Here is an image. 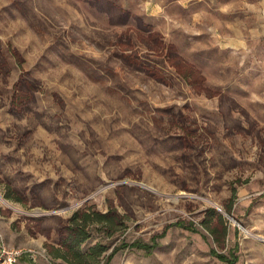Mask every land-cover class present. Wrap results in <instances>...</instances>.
Instances as JSON below:
<instances>
[{
	"label": "rangeland",
	"instance_id": "374dc122",
	"mask_svg": "<svg viewBox=\"0 0 264 264\" xmlns=\"http://www.w3.org/2000/svg\"><path fill=\"white\" fill-rule=\"evenodd\" d=\"M110 209L93 264H264V0H0V247Z\"/></svg>",
	"mask_w": 264,
	"mask_h": 264
},
{
	"label": "trees",
	"instance_id": "16d2710c",
	"mask_svg": "<svg viewBox=\"0 0 264 264\" xmlns=\"http://www.w3.org/2000/svg\"><path fill=\"white\" fill-rule=\"evenodd\" d=\"M116 15L114 17L119 21H125L129 17V13L124 9L117 8ZM151 34V33H150ZM155 40L154 36H149V40ZM148 40V39H147ZM197 71H188L186 69L185 73H181L182 76L196 79ZM24 97L19 96V100L22 101ZM20 200V199H17ZM113 209H110L107 213L95 212L96 218H92V212L78 211L72 217L68 218L65 224L61 228V235L63 236L61 244L65 248V254L61 255L56 253V256L59 258H64L70 264H93V259L99 255L97 247H93L89 251L83 250L82 246L85 241L90 236L88 227L90 223L95 220L101 224H107L106 227L111 230L114 225L117 224V217L119 216ZM222 259L223 256L220 255ZM225 260V259H224ZM92 262V263H91Z\"/></svg>",
	"mask_w": 264,
	"mask_h": 264
},
{
	"label": "built area",
	"instance_id": "2783aa9c",
	"mask_svg": "<svg viewBox=\"0 0 264 264\" xmlns=\"http://www.w3.org/2000/svg\"><path fill=\"white\" fill-rule=\"evenodd\" d=\"M0 248V264H17L23 254L22 249L8 247L4 242ZM33 257L35 258V254H33Z\"/></svg>",
	"mask_w": 264,
	"mask_h": 264
}]
</instances>
